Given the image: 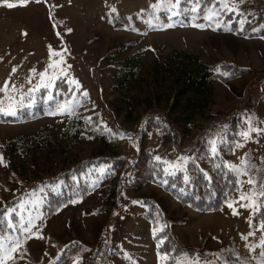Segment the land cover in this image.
Returning <instances> with one entry per match:
<instances>
[{"label":"rangeland","instance_id":"obj_1","mask_svg":"<svg viewBox=\"0 0 264 264\" xmlns=\"http://www.w3.org/2000/svg\"><path fill=\"white\" fill-rule=\"evenodd\" d=\"M9 2L14 6L0 3V99H15L46 88L43 83L53 76L55 80L47 88L60 80L69 86L64 102L75 99L80 104L70 115L0 123V150H5L12 167L9 173L0 162V207L16 191L36 182L40 173L55 175L102 154L132 159L137 152L134 140L145 116L153 121L163 116L165 123L171 121L175 128H183L184 133L175 135L173 131L169 137L156 131L149 135L148 146L173 162L177 157L190 156L191 148L196 153L194 142L198 137L206 141L224 138L230 129L226 118L236 110L244 108L241 111L246 112L240 116L244 128L239 132L248 131L249 126L264 130V102L259 100L258 85L253 83L256 74L252 76L264 70V0H226L238 10L233 15L239 13L241 17L234 26L223 24L221 30L193 27L186 19L185 5L172 8V12L180 13L178 16L172 12L157 15L158 10L151 7H172L176 0ZM169 15L175 26L160 28V23H169ZM120 16L125 17L123 22L116 21ZM203 17L199 15L197 22L204 23ZM150 19L156 27L149 28L146 21ZM176 52L198 54L207 62L216 60L251 71L230 82L215 81L209 94L181 95L183 78L173 60ZM128 56L137 57L140 65L120 78L123 71L114 65ZM52 64L56 67H50ZM45 69L42 82L38 73ZM71 80L78 86L69 83ZM5 82L7 92L3 91ZM106 128L111 132L105 141L100 129ZM121 132L127 135H112ZM250 135L252 138L246 141L237 135L242 146L234 145L229 153L221 154L229 164L248 173L239 175L242 187L230 202L232 208L225 204L216 212H198L149 184L138 191L124 192L115 205L105 204L103 195L95 190L29 232L28 254L37 262L55 254L50 243L46 246L47 236L55 244L76 239L91 247L102 238L107 226L111 253L106 264H162L153 241L155 227L144 217L147 209L133 203L135 198L151 197L158 201L174 235L205 255L200 261L182 257L180 264H226L224 260L238 264L240 257L244 261L255 259L260 252V232L250 224L254 205L242 206L249 200L240 196L253 199L251 192L264 180V131ZM198 162L206 167L203 159ZM250 177L256 185L247 183ZM38 228L41 233H37ZM87 252L82 245L73 251L74 260H82ZM11 264H29V256Z\"/></svg>","mask_w":264,"mask_h":264},{"label":"trees","instance_id":"obj_2","mask_svg":"<svg viewBox=\"0 0 264 264\" xmlns=\"http://www.w3.org/2000/svg\"><path fill=\"white\" fill-rule=\"evenodd\" d=\"M199 3L201 4V8L198 11V15H205V9L212 7V0H199ZM195 4L196 0H193L192 4H188L187 2L181 3V6H186V19L191 24L200 21L199 19L194 20L189 11L190 8L195 7ZM240 17L241 15L239 13L234 16L233 12L224 11L218 17L217 21L221 25L228 22L231 26H234L239 22ZM124 19L125 17L120 16L116 21L123 22ZM250 21L252 22V20ZM221 29V27L218 28V30ZM135 43L133 42L129 45H134ZM173 57V60L177 64L180 77L183 78L181 95L188 93L193 96L209 94L208 89L215 81L221 83L230 82L233 79L240 78L246 72L251 71V69L234 68L232 67L233 65L216 60L207 62L198 56V54L176 52ZM139 65L140 63L137 57L128 56L124 60L118 61L114 67L117 70L123 71V75L120 77L123 78L127 73H132ZM255 74L253 83L258 85L261 93L259 100L264 102V70L257 73L254 72L252 76ZM68 90V84L56 80L51 89L41 88L15 99H3L5 108L9 107L11 103H17V116L0 115V123H26L39 118L55 116L49 115L48 112L57 111L58 106L68 97ZM21 99H23L26 105L24 108L18 107V102ZM0 107L2 106L0 105ZM242 109L234 111L226 118L230 129L225 132L223 138L225 143L219 147V156L217 158H211L207 155V141L203 136L198 137L194 142L197 144L198 149L196 153V150L193 151L192 148L189 150V155L195 157V163L189 162L187 165V175L191 178L187 184L184 183L183 171L177 172L175 176L164 177L162 171L163 165L158 166L157 161L153 159L158 155L157 150L148 146L149 135L152 131L162 132L164 135L167 133L168 137L173 135L171 134L173 131L175 135L182 134L184 131L179 125L176 126L177 128L172 126L171 124L173 123L171 121L165 123L162 119L163 116L157 121L151 120V116L144 117L139 136L134 140L137 146V152L132 159L102 154L97 157L84 159L66 170H61L55 175L40 173L36 182L16 191L14 197L11 200L5 201L0 207V219L5 220V223L0 224V235L7 234L13 238L20 237L21 240L18 250L12 254L13 259L8 260L7 264L24 258L26 254L29 256V264H74V261L76 264H106L110 260L111 245L107 236L109 231L107 226L104 228L102 238L96 240L91 247L76 239L61 241L55 244L50 239V236H47L46 246H49L50 243L51 247L54 248L55 254L50 255L47 261L39 260L37 262L33 260L26 249V244L29 241V232H21L18 223L15 231L8 228L6 218L3 217L4 211L9 207L18 205L22 201H34L41 197L45 201L40 209L43 215L39 219L34 220V228L38 224L51 219L60 209L72 204L73 201L85 200L95 190H98L103 195L105 204L111 202L115 205V203L120 202L122 197H124V192L138 191L148 184L160 188L169 196L173 197L180 205L195 211L205 213L219 211L225 204H229L233 196L240 190V186L235 183L239 179V176L235 171L223 166L225 160L221 154L223 152L229 153L232 150L237 142L238 130L244 128L242 117L240 116H243L246 112L241 111ZM108 133L105 129H100V135L105 141L107 137H110ZM181 136L180 138H182ZM176 148L178 147L176 146ZM0 156L3 157V162L1 163L11 173L12 167H10L9 158L5 154V150H0ZM198 159H203L206 167L201 166ZM100 163H111L112 165L111 171L104 175L103 178H100L99 172L94 170V166L98 168ZM214 165L220 166L214 167ZM154 173H159V175H153ZM204 173H207V179H205ZM162 179H167L168 183H161ZM108 183H113V185L110 186ZM40 189H44V191L41 192L39 191ZM256 191L258 194L260 185H258ZM259 199L264 201V197H260ZM134 200L139 201L138 204L147 209L144 217L155 227L153 241L156 244V253L161 259L162 264H176V261H179L182 257H192L196 261L204 260L205 255L198 248L184 244L174 235L171 227L167 224L168 221L164 219L163 212L156 199L151 197H138ZM30 206V204L24 205L25 208ZM255 207L256 205H254ZM17 211H23V209L17 208ZM27 215V212H24L26 219ZM12 219L18 221L19 218L13 213ZM155 223H158V227ZM262 223H264V208L257 212H254L253 209L250 216V224L260 232V252L255 259L253 258L249 261H244L238 255L240 257L238 258V264H258L261 259H264L260 255L264 251V246L261 244L264 241V227H262ZM36 231L37 233H41L39 228ZM82 245L88 249V252L84 256L85 261H83L84 257L82 260L79 258L74 260L73 251L79 249ZM165 256L167 257L166 259L163 258ZM224 262H227V264H235L236 261L228 262L224 260Z\"/></svg>","mask_w":264,"mask_h":264},{"label":"snow or ice","instance_id":"obj_3","mask_svg":"<svg viewBox=\"0 0 264 264\" xmlns=\"http://www.w3.org/2000/svg\"><path fill=\"white\" fill-rule=\"evenodd\" d=\"M20 3H24L25 0H19ZM187 2L188 4H192L193 0H176L175 5H172V7H166L163 5H159V4H154L151 5V7L156 8L158 10L157 15L159 14V12H172V8H178L179 5L181 3ZM0 3H4L7 5V7L11 8L14 6L13 3H10L9 0H0ZM201 8V4L199 3V0H196V4L195 7L190 8V12L192 14V18L195 19H199V15H198V11ZM112 11H115V9H112ZM143 11V10H142ZM206 13L203 17L204 23H194L192 24L193 27L196 28H205V27H213L214 26V30L217 28L222 27V25L220 23L217 22V17L221 16L223 14L224 11L227 12H233V11H238L237 9L229 6V4L226 2V0H212V7L205 9ZM173 15H180V13L177 12H172ZM156 17L154 16L153 19H155ZM168 20L169 23L168 24H163L160 23L159 27L160 28H164V27H170V26H174V21H172V16L169 15L168 16ZM146 23L148 24L149 28H153L156 27V24L153 23V20H148L146 21ZM230 30V29H228ZM55 53H53L54 55ZM62 63V61H61ZM50 67H56L55 64L50 65ZM13 71H15V69H13ZM32 71H36L35 69H32ZM61 72L64 71V69H60ZM47 73V69H45L44 71H41L38 73V75L41 78V81L44 82L45 81V75ZM225 75H227V73H225ZM55 80V77L53 76H49L47 82L43 83L44 87H51L53 81ZM69 83L72 84H77L78 86V82L75 80H71L69 81ZM41 85H37V87H40ZM7 82H5L3 91L7 92ZM84 95L86 96L87 93L85 92ZM72 96L75 97L76 93L72 92ZM5 99H7V97H5ZM4 103L3 99H0V105H2ZM80 101L75 100V99H70L65 101L64 103L60 104L58 106V109L56 112H52L49 111L48 114L49 115H56V114H65L68 113L69 115L72 113L73 109L77 106H79ZM18 107L19 108H24L26 107V105L23 102V99H21L18 102ZM0 115H4V116H12V117H16L17 116V103H11L9 105V107L5 108V107H0ZM108 132H111L110 129H105ZM261 132L264 131L262 129H257V128H252L251 126H249V130L248 131H241L238 132L237 135L238 136H242L244 138V140H248L251 139V135L250 132ZM112 135H118L121 138H123L125 135H127L126 133H112ZM225 143V141L223 140V138H217V137H212L207 141V145H208V152L207 155H209L211 158H217L219 156V147L223 146ZM236 147H241L242 144L239 142H236L235 144ZM155 161H157V165H163L162 171H163V176L164 177H168V176H175L177 174V172L179 171H183L184 172V183L187 184L190 182V176L187 175V165L189 164V162H192L193 164L195 163V157L192 156H180L177 157L176 161H169L159 155L155 156L153 158ZM0 162H3V157L0 156ZM242 163H246V161H242ZM220 165H214V167H219ZM223 166L230 168L231 170L235 171L237 173V175H248L247 171L243 168L238 167L237 165H233V164H229V162L224 161L223 162ZM112 165L111 163H100L98 168L96 166H94V170L98 171L100 174V178H103L104 175H106L109 171H111ZM153 175H159V173H154ZM205 179H207V173H204ZM161 183L163 184H167L168 181L167 179H162ZM235 183L238 186H241V182L239 179H237L235 181ZM248 184L250 185H256L257 181L253 180L251 177L248 179L247 181ZM39 191L43 192L44 189H40ZM53 191H55V189H53ZM183 191V190H181ZM35 194V193H33ZM251 196L255 197V199H250V197L248 195H241L240 199L241 200H249V203L244 204L242 206L244 207H251L252 205H256V207L254 208V212L260 211L262 208H264V201H261L259 198L260 197H264V182L260 183V191L257 194V192L255 191V189H253V191L251 192ZM75 202V201H73ZM43 203H45L43 197H41L38 200H34V201H22L20 202L18 205L13 206V207H9L6 211L3 212V217L6 218V223L8 228L13 229L15 231L16 229V225L18 223L19 225V229L21 230V232H32L33 228H34V220L39 219L43 213L40 211L41 206L43 205ZM133 203H139V201H133ZM25 204H30L31 206L28 208H25L24 205ZM229 208H232L233 205L231 203L228 204ZM17 208L23 209V211H17ZM58 210V209H57ZM24 212H27V219L24 216ZM15 213L16 216L19 218L18 221H14L12 219V214ZM5 223L4 219H0V224ZM262 227H264V223H262ZM154 235H155V230H154ZM251 235V233H250ZM244 238V237H242ZM21 243L20 237H10L7 234L5 235H0V264H7L8 260L13 259L12 254L14 252H16L18 250V247ZM262 246H264V241L261 242ZM185 255H187V253H185ZM261 257L264 258V251L261 252ZM164 259H166L167 257H163ZM74 264H76V262L74 261ZM176 264H180L179 261H176ZM227 264V262H226ZM258 264H264V259H261Z\"/></svg>","mask_w":264,"mask_h":264}]
</instances>
